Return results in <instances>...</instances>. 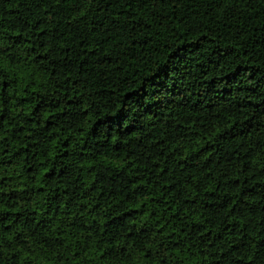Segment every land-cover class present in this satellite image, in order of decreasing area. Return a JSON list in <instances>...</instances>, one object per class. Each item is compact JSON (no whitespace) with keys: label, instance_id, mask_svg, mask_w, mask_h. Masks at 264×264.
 <instances>
[{"label":"trees","instance_id":"1","mask_svg":"<svg viewBox=\"0 0 264 264\" xmlns=\"http://www.w3.org/2000/svg\"><path fill=\"white\" fill-rule=\"evenodd\" d=\"M0 264H264V0H0Z\"/></svg>","mask_w":264,"mask_h":264},{"label":"snow or ice","instance_id":"2","mask_svg":"<svg viewBox=\"0 0 264 264\" xmlns=\"http://www.w3.org/2000/svg\"><path fill=\"white\" fill-rule=\"evenodd\" d=\"M7 71L8 69L3 62V57L0 56V76H3Z\"/></svg>","mask_w":264,"mask_h":264}]
</instances>
